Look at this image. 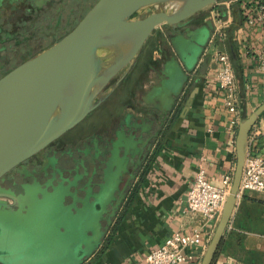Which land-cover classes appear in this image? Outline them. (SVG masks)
Returning <instances> with one entry per match:
<instances>
[{"label": "crops", "instance_id": "1", "mask_svg": "<svg viewBox=\"0 0 264 264\" xmlns=\"http://www.w3.org/2000/svg\"><path fill=\"white\" fill-rule=\"evenodd\" d=\"M240 1L230 3L226 13L222 10L231 22L225 37L214 42V48L228 53L233 63L239 121L264 101V72L257 69V52L264 47V32L259 25L248 26L241 15ZM167 43L172 50L168 40ZM215 67L211 54L198 60L190 74V88L187 91L183 84L180 89L186 94L180 114L172 119L168 131L151 143L148 159L140 165L142 170L150 161L145 179L134 189L137 179L133 195L131 191L118 203L90 252H84L83 242L74 244V252L80 254L74 264H147V252L175 230H198L211 239L217 223L188 211L186 192L199 165L204 167L208 180L217 185L223 174L235 168L238 125L232 123L233 115L223 104ZM194 88L197 92L186 109V100ZM121 99L120 96L117 102ZM253 128L259 131L256 148L264 153V112ZM96 217L100 224L99 212ZM229 222L231 228L227 226L212 264H264V193L244 191L237 198ZM187 251L197 253L198 247ZM201 258L195 256L184 264H199Z\"/></svg>", "mask_w": 264, "mask_h": 264}, {"label": "water", "instance_id": "2", "mask_svg": "<svg viewBox=\"0 0 264 264\" xmlns=\"http://www.w3.org/2000/svg\"><path fill=\"white\" fill-rule=\"evenodd\" d=\"M219 1L229 0H97L67 34L2 75L0 177L100 106L120 85L157 27L167 24L175 29ZM207 24V42L196 60L188 63L185 84L209 41L211 20L190 31L189 35L201 32ZM196 92L194 88L189 94L186 109ZM263 112L264 101L238 123L230 191L199 264H212L223 240L237 203L246 140ZM27 191L0 192V215L22 218L24 213L14 205L20 200L25 202ZM2 233L0 221V262L22 264L18 234L3 239Z\"/></svg>", "mask_w": 264, "mask_h": 264}, {"label": "flooded vegetation", "instance_id": "3", "mask_svg": "<svg viewBox=\"0 0 264 264\" xmlns=\"http://www.w3.org/2000/svg\"><path fill=\"white\" fill-rule=\"evenodd\" d=\"M96 1L92 0L90 3L85 1L82 4L75 1L72 5L71 0H59L58 6L51 10L50 7L55 5V0H0V77L67 34ZM62 2L71 5L66 12L61 9ZM48 11H51L49 17L46 16ZM43 18L50 19L47 29L46 26L38 27L37 22ZM207 19H210L209 13L199 16L195 14L175 29L164 24V31L168 37L165 34L155 36L158 44L151 45L139 62L138 59L156 31L154 30L131 69L113 91V93L119 89L123 91L121 102L114 103L112 109L105 108L104 110H107L98 117L99 120L108 116V125L103 128L101 122L90 126L78 123L1 176L0 192L14 191L16 194H23L28 180L32 179L33 175L42 179L40 174L42 167L52 165L55 160L54 166L62 178L67 179L68 176L77 174L76 179L79 180L74 188L77 196H83L85 187L92 189L88 202L92 210L100 213V224L104 226L118 203L131 193L141 172L140 165L148 159L151 143L168 131L172 119L180 114L179 107L185 101L186 94L182 92L183 90H177L179 92L174 93L176 96L173 99L175 89L169 95L171 102L174 100L171 106L160 107L158 103L161 101H156L158 99L150 100V103L146 99L148 92L159 86L162 78L166 77V65L175 57V52L171 50L167 40L172 45L173 38L189 35L193 28ZM30 26L33 29L31 33L27 30ZM177 62L186 74L185 67L179 60ZM114 118L120 119L118 125L112 123ZM144 119L148 125L146 128L141 126ZM119 130L133 135V140L143 138L142 144L134 145V151L127 153L126 157L124 146L119 147L118 153L124 156V164L122 167L109 166L107 162L109 149ZM63 152L68 154L63 157ZM110 170L113 174H110ZM50 172L51 168H48L45 173ZM95 194L100 197L94 198ZM23 205L20 200L14 208L21 209Z\"/></svg>", "mask_w": 264, "mask_h": 264}, {"label": "rangeland", "instance_id": "4", "mask_svg": "<svg viewBox=\"0 0 264 264\" xmlns=\"http://www.w3.org/2000/svg\"><path fill=\"white\" fill-rule=\"evenodd\" d=\"M75 1L82 4L85 1L86 3H90L92 0H71L72 5ZM58 4L59 0H55V5L50 7V9L54 10ZM69 6L71 5L62 2V11L66 12ZM210 8L211 5L206 6L197 12L196 15H207ZM50 15L51 11H48L46 16L49 17ZM49 21V18L41 19L37 22L38 27L46 26L47 29ZM208 29H210L209 24H207L201 32H194L191 35L176 36L171 40L175 57L166 65V77L162 78L160 85L148 92L146 99L149 103L156 98L158 99L156 101H161V103H158L160 107L172 105L174 100L171 102V96H169L170 92L175 89L176 91L173 92V95L174 93L178 94L181 88V82L185 81V73L179 67L177 60L182 63L186 70V67L191 64L193 60H196L204 44H206ZM27 30L30 33L33 32L32 26ZM155 30V33L143 50L142 56L138 59L139 62H141L148 49L151 48V45L157 42V37L155 36H163V34H165L168 37L167 33L164 31V24L160 25ZM187 70H189V68ZM188 76H190V74ZM188 80L189 82L186 84L187 91L191 86L190 83L192 79L190 80L189 77ZM122 94L123 91L120 89L114 92L100 107L90 112L80 124L90 126L94 123L101 122V127H106L109 122L108 116L100 118L99 120L98 117L108 108L113 107V104L117 103L120 96L123 97ZM175 96L176 95L173 96V99ZM105 108L107 109L104 110ZM112 120V123H117V125L120 123L119 118H114ZM141 124L142 128L148 126L145 119ZM132 137L133 135H129V133L125 131H117L115 139L112 140L109 149L110 155L107 160L108 164H110L109 166L119 165L122 167L124 164L125 158L118 153L119 147L124 146L126 157L127 153L134 151V145L142 144L141 141L143 138L133 140ZM67 154V152H63L62 156L64 157ZM53 162L52 165L47 164L42 167L40 173L42 179L33 175V177H31L32 179L28 180L26 186V190L28 189L27 198L23 207L20 209V212L24 213L23 217L16 220L18 217L6 218L0 215V221L3 225V239L10 235L17 237L16 234H18L19 236L20 242L18 240L17 248L23 256L22 259H24L21 262L22 264H74L78 259L77 257L80 255L74 252V244L76 242H83L84 252H90L99 240L102 231V224H99V222L97 223V212L92 210L88 202L93 192L92 189H89L90 187H85L83 196H77V191L74 189L75 183L79 180L76 179L77 174H73V176L70 175L67 179H64ZM48 168H51L50 174L45 173ZM108 170L109 168L107 167L106 171ZM110 174H113L112 170H110ZM93 196L94 198L100 197L96 194ZM46 257L47 262L43 263Z\"/></svg>", "mask_w": 264, "mask_h": 264}, {"label": "built area", "instance_id": "5", "mask_svg": "<svg viewBox=\"0 0 264 264\" xmlns=\"http://www.w3.org/2000/svg\"><path fill=\"white\" fill-rule=\"evenodd\" d=\"M237 0L219 1L211 5L209 17L212 23L209 41L201 57L211 54L215 67V81L222 92L223 104L233 115L232 123L238 125V94L236 75L232 60L228 53L214 48V42L226 35V28L231 18L226 13L230 3ZM224 6V8H222ZM241 15L248 26L259 25L264 32V0H241ZM225 9V13L222 10ZM201 59V58H200ZM257 69L264 72V47L257 52ZM258 130L251 128L246 144L240 184L239 197L244 191L264 193V153L256 148L255 140ZM233 171L223 174L221 184L217 185L205 175V169L199 165L194 178L186 192V209L201 214L206 220L217 223L225 200L229 194ZM231 228V223H228ZM210 238H205L198 230L171 232L157 247L150 249L145 260L147 264H184L195 256L202 257ZM198 247L197 253L188 252L189 247Z\"/></svg>", "mask_w": 264, "mask_h": 264}, {"label": "trees", "instance_id": "6", "mask_svg": "<svg viewBox=\"0 0 264 264\" xmlns=\"http://www.w3.org/2000/svg\"><path fill=\"white\" fill-rule=\"evenodd\" d=\"M150 165H151L150 161H148V162H146L144 164L143 169L141 170V172H140V174L138 176V183H137V185H135L134 189H136L139 186L140 182H143V180L145 179V177H146V175H147V173H148V171L150 169ZM131 195H133V191H132Z\"/></svg>", "mask_w": 264, "mask_h": 264}]
</instances>
